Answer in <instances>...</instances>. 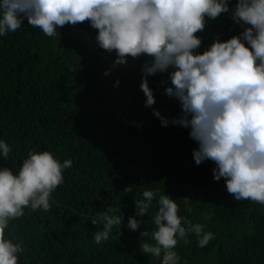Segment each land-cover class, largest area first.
Segmentation results:
<instances>
[{"label":"trees","instance_id":"obj_1","mask_svg":"<svg viewBox=\"0 0 264 264\" xmlns=\"http://www.w3.org/2000/svg\"><path fill=\"white\" fill-rule=\"evenodd\" d=\"M237 3L230 0L228 13L206 18L196 34L202 39L196 54L250 27L232 19ZM57 33L48 37L25 19L0 37V139L11 148L9 158L0 156V168L18 172L30 151L73 161L50 208H26L10 225L11 238L22 243L18 264H161L140 247L154 243L141 232L155 229L158 208L154 201L148 214L136 216L144 190L169 195L179 215L214 234L203 248L194 233L180 240V264H264V205L236 200L225 178L214 179L215 162L196 164L199 145L190 128L162 125V118L181 114L179 101L166 94L173 69L147 77L156 103L146 106L141 84L151 57L117 64L116 52L99 47L98 29L88 21L66 24ZM108 207L123 221L98 245L94 236L103 226L92 220ZM133 216L142 219L136 231L128 227Z\"/></svg>","mask_w":264,"mask_h":264},{"label":"clouds","instance_id":"obj_2","mask_svg":"<svg viewBox=\"0 0 264 264\" xmlns=\"http://www.w3.org/2000/svg\"><path fill=\"white\" fill-rule=\"evenodd\" d=\"M229 4L230 0H0V37L18 30L25 19L51 38L66 24L88 21L98 29L99 47L116 52L117 64H126L129 57L152 58L143 65L146 106L156 103L147 77L173 69L166 94L179 101L181 114L162 118V125L190 128L199 145L193 151L196 164L215 162L214 179L225 178L236 200L264 205V0H238L232 19L250 27L226 42L217 39L202 54L195 52L202 44L196 34L204 30L206 18L228 13ZM154 114L161 116L158 110ZM10 152L9 144L0 139V156L7 159ZM72 164L50 151H30L18 172L0 168V264H18L23 252L22 243L14 242L8 231L12 222L24 217L26 208L48 210ZM154 201L155 229L141 232L154 243L140 247L161 258V264H180L175 249L191 233L201 248L215 238L204 224L179 215L176 200L154 190H144L136 200V216L148 214ZM116 211L108 207L92 220L103 226L94 236L96 244L107 241L113 228L122 224ZM141 225L142 219L135 216L128 220L133 231Z\"/></svg>","mask_w":264,"mask_h":264}]
</instances>
